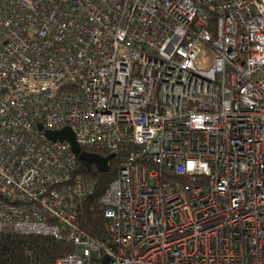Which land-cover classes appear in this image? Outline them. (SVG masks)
<instances>
[{
    "label": "built area",
    "instance_id": "2783aa9c",
    "mask_svg": "<svg viewBox=\"0 0 264 264\" xmlns=\"http://www.w3.org/2000/svg\"><path fill=\"white\" fill-rule=\"evenodd\" d=\"M66 127L120 155L110 243L81 228L98 180ZM9 233L70 240L54 264H264V0H0Z\"/></svg>",
    "mask_w": 264,
    "mask_h": 264
},
{
    "label": "trees",
    "instance_id": "16d2710c",
    "mask_svg": "<svg viewBox=\"0 0 264 264\" xmlns=\"http://www.w3.org/2000/svg\"><path fill=\"white\" fill-rule=\"evenodd\" d=\"M101 153L107 155L106 152ZM119 157L110 161L109 172H99L94 164L80 160L81 169L98 180L95 193L80 205L78 218L81 228L89 236L106 243L110 241L104 228L100 199L109 184L118 176ZM0 248L3 262L8 264H54L57 257L76 250L68 239L57 240L51 236L18 233L0 234Z\"/></svg>",
    "mask_w": 264,
    "mask_h": 264
},
{
    "label": "water",
    "instance_id": "95a60500",
    "mask_svg": "<svg viewBox=\"0 0 264 264\" xmlns=\"http://www.w3.org/2000/svg\"><path fill=\"white\" fill-rule=\"evenodd\" d=\"M48 136L53 139H60L62 141L67 140L71 143L73 151L78 155L80 160H84L89 164H95L99 172L110 171V161L115 157L114 153L104 156L101 153L89 152L82 150L80 145L77 143L75 134L70 127H66L58 131H48ZM102 264H109V256L106 255Z\"/></svg>",
    "mask_w": 264,
    "mask_h": 264
},
{
    "label": "rangeland",
    "instance_id": "374dc122",
    "mask_svg": "<svg viewBox=\"0 0 264 264\" xmlns=\"http://www.w3.org/2000/svg\"><path fill=\"white\" fill-rule=\"evenodd\" d=\"M212 62H213L212 52L209 49L208 50L206 49L204 50L200 60L197 62V66L202 69H207L212 64Z\"/></svg>",
    "mask_w": 264,
    "mask_h": 264
}]
</instances>
